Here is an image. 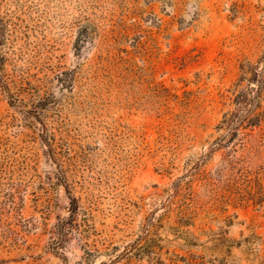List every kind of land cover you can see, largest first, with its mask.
<instances>
[{
    "label": "rangeland",
    "instance_id": "374dc122",
    "mask_svg": "<svg viewBox=\"0 0 264 264\" xmlns=\"http://www.w3.org/2000/svg\"><path fill=\"white\" fill-rule=\"evenodd\" d=\"M0 16V264H264V0Z\"/></svg>",
    "mask_w": 264,
    "mask_h": 264
},
{
    "label": "trees",
    "instance_id": "16d2710c",
    "mask_svg": "<svg viewBox=\"0 0 264 264\" xmlns=\"http://www.w3.org/2000/svg\"><path fill=\"white\" fill-rule=\"evenodd\" d=\"M5 34H6V23L3 20V18L0 16V69L2 67V61H3V56L1 54V48L5 42ZM4 87V89H6V91L9 93V89L6 86V84L3 82V78L2 75L0 74V87ZM257 119H253L251 120V123L256 124ZM80 211L78 203L76 202V200L74 198H72L71 200V208H70V215L67 218V221L72 224V222L75 220L78 212ZM183 223H185L186 225L188 224L187 221L183 220ZM64 228L63 225H60V230H62Z\"/></svg>",
    "mask_w": 264,
    "mask_h": 264
}]
</instances>
